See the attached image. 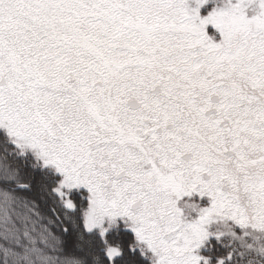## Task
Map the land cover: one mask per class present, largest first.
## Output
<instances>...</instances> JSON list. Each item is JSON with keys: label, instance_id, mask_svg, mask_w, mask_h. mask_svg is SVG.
<instances>
[{"label": "snow or ice", "instance_id": "obj_1", "mask_svg": "<svg viewBox=\"0 0 264 264\" xmlns=\"http://www.w3.org/2000/svg\"><path fill=\"white\" fill-rule=\"evenodd\" d=\"M0 264H264V0H0Z\"/></svg>", "mask_w": 264, "mask_h": 264}]
</instances>
